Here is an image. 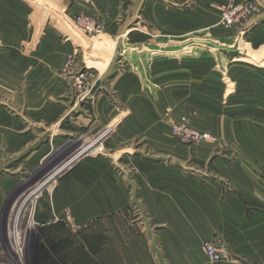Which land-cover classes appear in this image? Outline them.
Here are the masks:
<instances>
[{"label": "crops", "instance_id": "obj_1", "mask_svg": "<svg viewBox=\"0 0 264 264\" xmlns=\"http://www.w3.org/2000/svg\"><path fill=\"white\" fill-rule=\"evenodd\" d=\"M187 1L192 12L179 6ZM252 1L256 12L239 26L210 29L212 40L231 49L225 78L212 62L203 78L187 77L184 59L152 53L179 52L186 32L180 21L213 23L227 0H0V85L18 99L16 114L0 110V221L21 174L73 141L74 126L59 124L73 112L100 131L94 140L106 132L102 150L80 157L53 184L40 216L55 220L68 211L78 225L97 219L104 234L114 228L115 250L120 244L129 252L123 264H264V0ZM81 12L103 19V38L93 43L73 25ZM135 20L147 26L128 27ZM155 20L156 45L148 28ZM169 21L180 25L171 30ZM65 26L72 38L63 40ZM101 42L112 47L87 61L100 66L87 65L97 72L88 81L95 85L75 97L60 73L64 61L76 54L86 64L84 52L102 50ZM224 82L232 84L227 92ZM111 93L126 100L123 109L108 102ZM192 111L211 117L199 128L215 140L185 145L173 138L169 116ZM207 240L224 244L228 258L211 261ZM3 250L0 240V257Z\"/></svg>", "mask_w": 264, "mask_h": 264}, {"label": "rangeland", "instance_id": "obj_2", "mask_svg": "<svg viewBox=\"0 0 264 264\" xmlns=\"http://www.w3.org/2000/svg\"><path fill=\"white\" fill-rule=\"evenodd\" d=\"M229 1L222 6L219 10L218 17L213 23L207 21L206 19L198 20V19H187L184 21H180V24L176 22H170V29L182 27L186 29L185 37L181 38L180 41L181 50L178 51H170V52H160V51H153V56L155 58H161V56L168 57L170 62L173 61H181L182 59L185 60L186 65V75L187 77H194V76H202L203 78L209 77L210 73V62H212L214 72L217 73L220 77L226 76V49L227 46L222 42L215 41L211 39L210 36V29L218 28V29H231L235 26H239L245 19L240 21L238 24L233 26H225L220 23V11L223 7L228 5ZM243 1V0H241ZM239 1V2H241ZM234 3L236 0H234ZM172 7L173 5L170 4ZM182 10H186L192 12L195 5L190 2H185L184 4L179 5ZM257 7V6H256ZM257 10V8H256ZM256 12V11H255ZM254 12V13H255ZM79 16H88L95 20V24L99 26V32L94 34H89L92 39L91 42L98 41V38L101 39L104 37L105 31V24L101 17L95 15H89L86 13H77L72 18L71 21L75 27L79 30V27L76 25V18ZM251 16V15H250ZM248 18V17H247ZM123 22V21H122ZM145 20H135L131 21L128 27H136V28H143L146 25ZM178 22V21H177ZM174 24V26L172 25ZM132 24V25H131ZM176 26V27H175ZM64 27V25H63ZM161 27V24H157V20L154 21L153 25L148 24V28H152L153 32V39L155 40V45L158 39L157 29ZM80 31V30H79ZM82 32V31H81ZM83 33V32H82ZM71 30L65 26V31L63 32L61 38L66 40L67 38H72ZM160 38V37H159ZM215 39V37H214ZM176 39L171 38V44H174ZM180 39H177L178 41ZM103 41V40H102ZM104 43V42H103ZM107 43V42H105ZM102 44V42H101ZM94 45V44H93ZM97 47L100 46V42H97ZM102 50L98 51L95 48L90 54V57L87 56V52H84L86 55V62L88 59L92 61H96L95 59H99L104 57L105 50L107 47H112L110 44H102ZM92 46V44H91ZM90 50V48L88 47ZM109 51V50H108ZM126 53V51H125ZM128 53V52H127ZM130 54V52L128 53ZM129 56V55H128ZM119 57V56H118ZM242 58L241 54L236 53V60L240 61ZM117 59V56H116ZM196 61V62H194ZM199 61V62H197ZM82 61H78L76 54L70 55L66 57L64 64L61 68L60 73L66 77H69L70 80L68 81L69 88L71 92L76 96L80 97L84 91L89 90L92 87H89L88 81L91 77H95V74H92L91 71L97 67L100 69V66L94 64L93 62L79 63ZM196 66V69L194 68ZM86 71L87 73V84L85 87L79 88L75 85V76L81 72ZM95 75V76H94ZM96 82V81H95ZM232 84L223 83L224 89L227 92V88L231 89ZM149 89H153V93L156 92L157 86L150 85ZM12 89H9V95L12 93ZM7 91L3 89L2 85H0V110H8L10 113L16 114V110L18 107V99L7 98ZM73 96V95H72ZM74 97V96H73ZM208 99L210 97H207ZM194 100V99H191ZM82 99L80 104L78 103L75 110H78V115H82L81 107H82ZM187 103H193V101H189V98L185 100ZM109 103H111L114 107L118 109H123L125 107L126 100L119 99L116 97L115 93H111L109 96ZM23 106V102L21 103ZM71 105V104H70ZM15 110V111H14ZM71 113H68L64 119H62L59 124L64 125L65 123L74 126V135L72 138L73 141L67 142L63 146L57 148L55 151L47 157V159L42 162L39 166L32 167L27 169V171L21 174V179L19 180V184L13 189L11 194L8 197L7 201V211H6V218L0 221V240L4 244V250L2 251V255L0 257V263L3 264H123V262H129V260H122V257H127L129 255L128 251H123V246L118 245L115 250V246L113 244L114 236L116 231L114 228L106 229V234L103 233V229L98 227L97 219H93L90 223L86 225H78L72 218L71 214L68 211H64L61 216H55L54 218L51 216L49 218H45L40 216L39 209L45 206V201L49 200V193L54 187V183H57L58 179L65 174L71 167L74 165V162L65 168L63 171H60L58 176L51 182L50 186H44L38 192L33 193V196L30 197L29 201L24 205L19 222H18V239H19V250L13 247L12 238L9 237L11 234V222L13 221L14 227L17 226L15 222V218L17 215V205L21 200L27 196L28 194L32 193L36 190L39 185L48 179L49 177L53 176L55 172H57L60 168H62L66 163L77 153H81L83 150L88 149V145L95 140L93 137L97 135V133L89 130L87 126H83V118L78 116H73ZM84 118H87L84 116ZM198 119V121H197ZM193 120H196L197 124H194ZM211 117L208 115L205 116H196L195 111H192L190 114L186 116H180L179 118L175 117L172 118L169 116V129L170 134L173 136L175 140L179 143L185 145H194L201 142H209L215 140L216 137L209 132L201 131L199 127L201 125H208L210 124ZM114 121H111V125L113 126ZM185 125L191 130L197 131L199 133H209L210 139L209 140H196L190 139L188 141H183L180 136H177L173 132V128L176 126ZM106 133V132H105ZM103 136V133H100ZM106 135V134H105ZM99 137V136H98ZM104 137H102L103 139ZM93 139V140H92ZM90 142L88 143V141ZM138 140V139H137ZM135 140V141H137ZM100 143H98L95 147L96 148ZM101 145V144H100ZM133 146L136 143L132 144ZM81 146L78 150L77 148ZM101 147V146H100ZM90 149V148H89ZM77 150V151H76ZM104 150V149H103ZM32 149H27V154L31 152ZM76 151L73 156H70L71 153ZM89 151V150H87ZM115 150L112 148L105 152L106 154L110 153L113 154ZM87 157H92L98 155L97 153H91ZM70 156V157H69ZM69 157V158H68ZM68 158V159H67ZM66 159V160H65ZM65 160V161H64ZM13 166L9 169L10 173H13ZM54 184V185H53ZM53 186V187H52ZM19 215V211H18ZM52 222H49L51 221ZM125 235H128V232L125 231ZM123 234V235H124ZM14 243V242H13ZM15 245V243H14Z\"/></svg>", "mask_w": 264, "mask_h": 264}, {"label": "built area", "instance_id": "obj_3", "mask_svg": "<svg viewBox=\"0 0 264 264\" xmlns=\"http://www.w3.org/2000/svg\"><path fill=\"white\" fill-rule=\"evenodd\" d=\"M256 11V5L252 0H243L234 3V0L229 1L228 5L223 7L220 11V23L225 26H233L238 24L243 19L249 17ZM95 20L88 16H79L76 18V25L84 34H94L99 32V26L95 24ZM75 85L79 88L85 87L87 84V73L81 71L75 76ZM175 135L180 136L183 141L190 139L208 140L209 133H199L191 130L185 125L176 126L173 128ZM203 250L206 256L214 262L224 261L228 258V250L224 244L219 241L207 240L203 243Z\"/></svg>", "mask_w": 264, "mask_h": 264}, {"label": "bare ground", "instance_id": "obj_4", "mask_svg": "<svg viewBox=\"0 0 264 264\" xmlns=\"http://www.w3.org/2000/svg\"><path fill=\"white\" fill-rule=\"evenodd\" d=\"M209 140V139H208ZM88 146H90V145H88ZM101 145L99 144L96 148H94V149H89V151H86V153L88 152V155L89 154H93V153H98L99 151H101L102 150V146L100 147ZM83 151H85V150H83ZM82 151V152H83ZM77 153V154H75L67 163H66V165H64L62 168H60L57 172H55L54 174H53V176H51V177H49L48 179H46L45 181H43L40 185H39V187L36 189V190H34L32 193H30V194H28L27 196H25L22 200H21V202H19L18 203V205H17V215H16V218H15V222L17 223L16 225L17 226H15L14 227V225H13V221L11 222V226H9L11 229H9V231L10 230H12L11 231V234H10V236L11 237H9L10 239L12 238V244H13V247L14 248H16V249H18L19 247V239H18V222H19V218H20V214H21V211H22V209H23V207H24V205L27 203V201H29V199H30V197H32L33 196V193H35V192H38L41 188H43L44 186H50L51 185V182L59 175L58 173L60 172V171H62L63 169H65V168H67L69 165H71L73 162H74V160H78L80 157H82V156H85L86 155V153ZM18 211H19V215H18ZM16 238V239H15ZM14 240H16V244L14 245ZM19 250V249H18ZM214 262V261H213Z\"/></svg>", "mask_w": 264, "mask_h": 264}, {"label": "water", "instance_id": "obj_5", "mask_svg": "<svg viewBox=\"0 0 264 264\" xmlns=\"http://www.w3.org/2000/svg\"><path fill=\"white\" fill-rule=\"evenodd\" d=\"M105 134H106L105 132L103 133V136L100 134V135H99L100 137H98V139H96L94 142H91V143H90V146L88 147L87 150H89V148L92 149L93 147H95V146L100 142V140L102 139V137L105 136ZM87 150L83 151L82 153H83V154L86 153Z\"/></svg>", "mask_w": 264, "mask_h": 264}, {"label": "flooded vegetation", "instance_id": "obj_6", "mask_svg": "<svg viewBox=\"0 0 264 264\" xmlns=\"http://www.w3.org/2000/svg\"><path fill=\"white\" fill-rule=\"evenodd\" d=\"M16 239V238H15ZM14 243L16 244V240H14Z\"/></svg>", "mask_w": 264, "mask_h": 264}]
</instances>
